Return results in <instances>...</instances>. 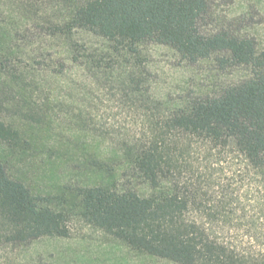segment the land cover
<instances>
[{
	"label": "trees",
	"instance_id": "trees-1",
	"mask_svg": "<svg viewBox=\"0 0 264 264\" xmlns=\"http://www.w3.org/2000/svg\"><path fill=\"white\" fill-rule=\"evenodd\" d=\"M74 2L68 31L89 30L132 50L170 46L190 64L221 55L253 74L220 96L150 116L145 134L122 152L121 176L52 196L0 165V239L68 238L75 216L177 264H264V49L229 27L209 29L210 0ZM14 135L0 121V137Z\"/></svg>",
	"mask_w": 264,
	"mask_h": 264
},
{
	"label": "rangeland",
	"instance_id": "rangeland-1",
	"mask_svg": "<svg viewBox=\"0 0 264 264\" xmlns=\"http://www.w3.org/2000/svg\"><path fill=\"white\" fill-rule=\"evenodd\" d=\"M74 4L0 0V121L15 133L0 137V165L42 195L121 176L122 152L145 134L150 116L220 96L253 74L221 55L190 64L170 46L132 50L89 30L68 31ZM210 5L209 29L229 27L264 49V0ZM69 226L68 238L0 239V264H177L140 254L78 217Z\"/></svg>",
	"mask_w": 264,
	"mask_h": 264
}]
</instances>
